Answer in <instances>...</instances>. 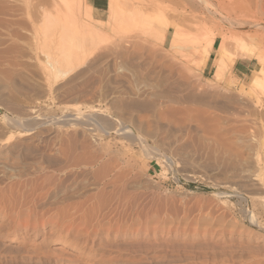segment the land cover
Here are the masks:
<instances>
[{
    "label": "rangeland",
    "instance_id": "rangeland-1",
    "mask_svg": "<svg viewBox=\"0 0 264 264\" xmlns=\"http://www.w3.org/2000/svg\"><path fill=\"white\" fill-rule=\"evenodd\" d=\"M99 2L0 0V264H264L256 0Z\"/></svg>",
    "mask_w": 264,
    "mask_h": 264
},
{
    "label": "bare ground",
    "instance_id": "bare-ground-1",
    "mask_svg": "<svg viewBox=\"0 0 264 264\" xmlns=\"http://www.w3.org/2000/svg\"><path fill=\"white\" fill-rule=\"evenodd\" d=\"M197 1V0H196ZM223 4H225V3H223ZM256 6H255V8H256V10L257 11H255V14L258 12L259 14H261V15H264V0H256ZM217 7V6H216ZM219 7V6H218ZM217 7V10H215L216 12H218V13H220V14H226L227 15V9L224 7V6H220L219 8ZM232 7V6H231ZM232 11V10H231ZM198 17V16H197ZM227 17V16H226ZM229 17V16H228ZM228 17H227V19H228ZM178 24V23H177ZM225 40V39H224ZM223 42V41H222ZM222 42L220 43V44H222ZM223 45V44H222ZM244 45H242L241 46V48H240V53H238L236 56H235V58H237V57H239V58H248V57H251L252 56V53H251V51L248 49H243L244 47H243ZM223 47V46H222ZM248 51V52H247ZM250 51V52H249ZM214 65H215V74H214V77L215 78H217V76L218 75H220V73H221V71L223 70V66H224V64H225V62H224V59H222V57L219 55V54H215V57H214ZM256 75H253V78L255 77ZM21 136H23V134L21 133ZM11 196H13V195H11ZM14 198V197H13ZM23 198V197H22ZM17 199V198H16ZM13 200H15V199H13ZM26 202V201H25ZM22 203V202H21ZM28 204V203H27ZM26 205V204H25ZM24 205V203H23V206H25ZM27 206V205H26ZM24 208V207H23ZM29 212V211H28ZM33 213V212H32ZM29 215V214H28ZM31 215V214H30ZM26 217H27V219H29V217L30 216H27L26 215ZM35 218V217H34ZM32 219V218H31ZM28 221V220H27ZM26 221V222H27ZM20 222V221H19ZM29 222V221H28ZM32 222V221H31ZM30 222V223H31ZM35 221H33V223H34ZM46 222H48V221H46ZM32 224V223H31ZM34 224H36V223H34ZM32 225V227L30 226V224L28 225V223L26 224V225H24V226H22L23 227V229L25 230H27L28 228H35V231L37 230L36 229V226L37 225ZM15 225H17V224H15ZM15 230V229H14ZM18 230V229H17ZM20 230H21V228H20ZM19 230V231H20ZM32 230V229H31ZM16 231V230H15ZM14 231V232H15ZM57 231H59V230H57ZM89 237V236H88Z\"/></svg>",
    "mask_w": 264,
    "mask_h": 264
},
{
    "label": "crops",
    "instance_id": "crops-1",
    "mask_svg": "<svg viewBox=\"0 0 264 264\" xmlns=\"http://www.w3.org/2000/svg\"><path fill=\"white\" fill-rule=\"evenodd\" d=\"M89 4V6L91 7V11L93 9L96 13H98L103 10L102 4L99 2V0H89ZM248 68L249 62H237L234 66V71L237 75L243 76Z\"/></svg>",
    "mask_w": 264,
    "mask_h": 264
}]
</instances>
